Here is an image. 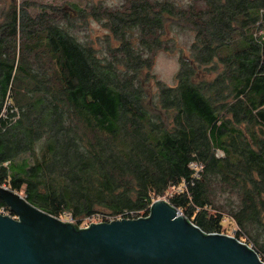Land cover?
<instances>
[{
  "label": "trees",
  "instance_id": "obj_1",
  "mask_svg": "<svg viewBox=\"0 0 264 264\" xmlns=\"http://www.w3.org/2000/svg\"><path fill=\"white\" fill-rule=\"evenodd\" d=\"M82 1L0 20V185L78 225L165 197L206 233L232 221L264 261V0ZM88 14L108 55L74 32ZM173 21L195 31L192 56L151 109L138 72Z\"/></svg>",
  "mask_w": 264,
  "mask_h": 264
},
{
  "label": "water",
  "instance_id": "obj_2",
  "mask_svg": "<svg viewBox=\"0 0 264 264\" xmlns=\"http://www.w3.org/2000/svg\"><path fill=\"white\" fill-rule=\"evenodd\" d=\"M0 264H264L232 235L204 232L164 198L148 215L80 227L0 185Z\"/></svg>",
  "mask_w": 264,
  "mask_h": 264
},
{
  "label": "rangeland",
  "instance_id": "obj_3",
  "mask_svg": "<svg viewBox=\"0 0 264 264\" xmlns=\"http://www.w3.org/2000/svg\"><path fill=\"white\" fill-rule=\"evenodd\" d=\"M66 0H0V20L3 18V14L6 9L13 3L19 4H29L31 7L29 11L31 13H35L39 11L42 5L45 3H51L56 5H62L65 3ZM86 0H83L82 3L84 4ZM97 1V0H92ZM108 6L115 5L120 3L121 0H103ZM177 7H187V4L192 0H172ZM29 7V6H27ZM84 22L81 26H77L74 29V32L77 34L81 41L88 42L92 44L98 51V55L103 56L104 53L108 55L106 51L105 43L99 38L104 35V29L100 25V23L94 19L90 14L86 15L85 19H82ZM259 28L256 30L257 34H262L264 39V24L259 23ZM195 31L192 29L191 26L187 25L184 22H167L165 27L162 30L161 38L165 41L168 39V46L166 49L163 45H160L154 51H148L144 53V56H147L151 61V66L146 69H142L138 72V77L141 81V85L146 93L147 96V104L154 108L156 103L155 98L157 97L158 92V83L164 85H175L176 83V73L180 67L179 63L181 58L186 59L192 56L191 47L195 41ZM109 45L113 48L118 46V41L109 38ZM188 60V59H187ZM149 71V72H148ZM148 72V73H146ZM40 145H36L34 147V154L40 155ZM217 154L220 156L222 155L221 151H217ZM31 163V158L29 159ZM20 195L24 197L23 190L18 192ZM167 200L165 197H161ZM150 206V205H149ZM148 206V208H149ZM142 214H145L144 211H141ZM61 220L68 221L67 216H60ZM82 226V224L80 223ZM234 223L229 220H224L223 223V234L233 235L234 231ZM264 262V261H263Z\"/></svg>",
  "mask_w": 264,
  "mask_h": 264
},
{
  "label": "built area",
  "instance_id": "obj_4",
  "mask_svg": "<svg viewBox=\"0 0 264 264\" xmlns=\"http://www.w3.org/2000/svg\"><path fill=\"white\" fill-rule=\"evenodd\" d=\"M9 103L8 102H5L1 112H0V116H2L3 118L6 117V113H7V107H8ZM13 111H16V109H10L9 112H13ZM191 167L197 169V170H200L202 168V166L198 163H195V162H192L191 164ZM1 186H5V187H8L6 185H1ZM183 188H185V184L183 185ZM178 189V188H177ZM179 190V189H178ZM0 213L1 214H6V215H10L6 209H5V206H0ZM134 212H127V211H124L123 213L121 214H116V215H113V214H109V213H105V212H96V213H93V214H90V215H87L86 217H84L80 223L82 224L79 225L80 227H88L90 224L92 223H101V222H110L112 220H117V219H122V218H127V219H130V218H138V217H144V216H147V214H134L133 217H128L129 215H133ZM13 217V216H12ZM68 221L70 222H76L72 216L68 215ZM234 231H233V235L234 236V233L237 229H239L237 227V225L235 224L234 225ZM238 240H240L241 242L247 244L248 246H250L252 248V245L250 243L247 242L246 238L244 237H241L239 238Z\"/></svg>",
  "mask_w": 264,
  "mask_h": 264
}]
</instances>
